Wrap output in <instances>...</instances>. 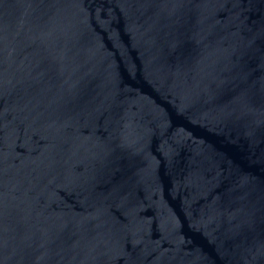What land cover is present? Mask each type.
<instances>
[{"label":"water","instance_id":"obj_1","mask_svg":"<svg viewBox=\"0 0 264 264\" xmlns=\"http://www.w3.org/2000/svg\"><path fill=\"white\" fill-rule=\"evenodd\" d=\"M0 264H264V0H0Z\"/></svg>","mask_w":264,"mask_h":264}]
</instances>
